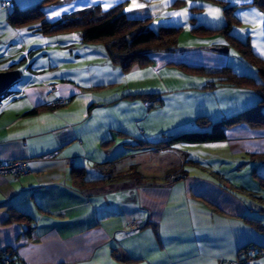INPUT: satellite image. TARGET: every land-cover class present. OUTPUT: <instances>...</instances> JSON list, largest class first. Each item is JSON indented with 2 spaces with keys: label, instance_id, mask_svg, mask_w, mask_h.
Listing matches in <instances>:
<instances>
[{
  "label": "crops",
  "instance_id": "0c3cea01",
  "mask_svg": "<svg viewBox=\"0 0 264 264\" xmlns=\"http://www.w3.org/2000/svg\"><path fill=\"white\" fill-rule=\"evenodd\" d=\"M0 1L25 9L43 0ZM75 1L104 10L121 5L129 17L149 25L183 26L219 25L214 21L224 23L226 16L211 10L252 2L135 0L143 5L136 7L133 0H52L44 4L47 17L70 13ZM185 9L187 15H174ZM7 16L0 18V71L28 70L0 100V160H26L29 170L0 175V250L12 246L23 264H225L236 262L245 245L264 247V232L251 222L264 224V160L252 158L264 153V127L240 123L227 129L226 140L175 145L172 149L185 152L196 149L191 155L200 163L187 165L185 176L169 182L105 177L107 170L119 172L126 159L139 162L140 154L173 151L127 142L167 137L199 126L200 117L221 120L259 101L251 88L210 86L215 76L210 70L231 62L225 46L191 44L157 52L153 64L125 72L101 45L85 44L78 31L44 35L33 24L13 28ZM202 66L207 72L189 68ZM51 83L58 86L54 92ZM156 93L161 104L152 109L143 97L132 96ZM60 97L70 100L53 105ZM76 166L87 180L100 181L77 185ZM209 168L254 195L223 188ZM13 208L34 222H5ZM134 221L138 226L131 229ZM245 264H264V253Z\"/></svg>",
  "mask_w": 264,
  "mask_h": 264
},
{
  "label": "trees",
  "instance_id": "16d2710c",
  "mask_svg": "<svg viewBox=\"0 0 264 264\" xmlns=\"http://www.w3.org/2000/svg\"><path fill=\"white\" fill-rule=\"evenodd\" d=\"M50 1L52 0H43L41 3L25 9H19L15 7L13 2L8 1L12 5L6 8L1 6V8L8 9L7 20L9 24L16 29L33 24L36 25V30L44 35H51L69 30L80 32L81 39L85 44L101 45L105 49L109 61L121 67L125 72L129 71L135 65L151 63L153 53L174 51L179 45L178 37L183 28L182 24H159L157 28H154L149 25L146 20L129 17L121 5L104 10L100 5L83 7L82 4L76 1L73 2L70 13H64L60 18H49L47 17L44 4ZM252 4L264 9V0H252ZM236 6L235 4H228L225 6L224 10L226 12L227 23L223 26L216 27L205 23H198L193 25V31L199 34H211L213 31L224 32L227 36H230L232 41L252 60L258 71L254 76L252 73L247 74L246 72H238L236 69L232 68L231 65L226 64L215 73V76L218 77H214L209 81L210 86L215 87L226 84L227 86L252 88L259 96V101L255 105L232 116L222 118L221 120L210 121L209 119L200 117L197 120L199 126L183 129L163 138L138 139L133 142H127L126 144L157 150L170 149L177 144L192 147L203 145L204 143L226 140L228 137L227 129L240 123H247L254 128L264 127V59L253 51L249 40H243L231 33L232 20L235 19L234 11ZM75 7L76 11L73 12ZM143 46L149 47L144 48ZM189 68L198 72L205 71V68L202 67ZM27 70L28 69L25 68L23 72L25 73ZM257 74L258 77H256ZM23 79L24 77L22 76L17 85L20 84ZM231 79L232 81H230ZM12 88L0 95V100L12 94ZM126 96H128V94ZM132 96L158 98L157 93L149 95L135 94ZM69 100L70 98H68V102ZM158 102L159 103L154 108L159 107L161 100ZM36 111L37 109H33L30 112L34 113ZM261 155H264V153H261ZM187 162H191V164L200 163V161L194 159L192 155L187 159ZM209 170L223 186L231 187L232 184L218 171H214L211 168H209ZM73 176L77 185L83 187H87L89 183L93 184L100 181V179L87 180L85 178V171L78 166L73 168ZM260 182L264 186V177H260ZM17 220H25L29 224L34 222V218L29 214L22 213L16 208L10 209V213L5 222L9 223ZM251 222L253 227L258 231L264 232V224L262 222L254 220H251ZM26 232L30 234L31 228L28 227ZM256 246L257 245L253 243L243 246L239 251L237 261H228L225 264H245L246 260L264 253V247L257 249ZM1 251L4 252V254H1ZM6 258L8 262L5 261ZM0 264L23 263L19 261L16 250L12 246H8L0 250Z\"/></svg>",
  "mask_w": 264,
  "mask_h": 264
},
{
  "label": "rangeland",
  "instance_id": "374dc122",
  "mask_svg": "<svg viewBox=\"0 0 264 264\" xmlns=\"http://www.w3.org/2000/svg\"><path fill=\"white\" fill-rule=\"evenodd\" d=\"M68 4L69 3L65 5H68ZM227 5L228 4H222V7L220 9H214V10L222 11L224 15L226 16L225 14L226 12L224 9H225V6ZM248 5H237L236 6L235 11H234L235 19L232 20L231 33L234 36L235 35L238 37L240 36L239 38L242 37L241 39L243 40H249V43L253 51L264 59V9H261L253 5L252 2ZM242 6H245V7L242 8ZM253 7H257L255 8L256 10L253 9ZM6 13H8V9H2L1 3H0V18H3ZM225 20H227V17ZM222 21L223 20L221 19L215 20L214 22L219 23V25L216 24L215 26L221 27L227 23L226 21L224 23H221ZM158 25H159L158 23H155L151 26H153L154 28H157ZM208 43L221 44L222 46H225V48L228 49V55H229L230 61L233 64L231 65V62L229 61L230 63H228V65H231L232 68L236 69L238 72L242 71V72H246L247 74L252 73L254 76L256 75V73H258L256 66L254 65L252 60L249 57H247L243 53V51L240 49V47L232 41L231 37L227 36V34H225L224 32L213 31L211 32V34H204V33L199 34L193 31V25H185L183 26L179 34V37H178V44H179L178 47L180 48L187 46V45L190 46L191 44H194L193 46H200V45L208 44ZM143 47L148 48L149 46H146V47L143 46ZM213 49L221 52L218 49V47H213ZM155 53L152 54L151 63L149 64L144 63L138 66H147V65L153 64L155 60L153 55ZM177 64L184 65V62H180ZM224 66L225 65H223L222 67ZM202 68H205V67L202 66ZM221 68H218L217 70H210V69L208 70L212 71L211 72L212 74H215ZM204 72H207L206 69ZM214 77H218V76H214ZM256 77H258V74ZM230 81H232V79ZM233 82H236V81H233ZM232 87L246 88V87H241V86H232ZM143 101L145 102L148 108L152 109L159 103L158 102L159 98H149L145 96L143 97ZM192 147H195V146H192ZM170 149H172V147ZM170 149H167V150H170ZM172 150H173L172 152L171 151L164 152L165 155L159 154V155L152 156V157L150 154H140L138 157L139 162L135 160L132 161V160L126 159L124 160V163H121L122 166L119 172L115 173L117 171L116 169L114 170V172H110L107 170V172L105 173L106 174L105 177L112 178L114 177V175H116V176L125 178L129 176L135 181L138 179L141 181L150 180L151 182L153 181L156 183L158 182L163 183L162 182L163 179L164 180L166 179L165 181L169 182L171 180H175L178 175L180 177L182 175L185 176V173L187 172L186 168H188L187 165L189 166L192 165L191 162L190 163L187 162V159L191 157V153L196 152V149L194 148L188 149L190 150V152H185V151H182L181 149L178 150L177 148L176 149L174 148ZM47 158H51V157H47ZM252 158L253 160H264V155H261V153L258 155L254 154L252 155ZM128 164L131 167H129ZM93 187L94 186L91 185V188ZM223 188H227V189L230 188L231 190L239 191L240 193H245L248 195L250 194L247 191H243L242 188L234 186V185H231V187L223 186ZM250 195H254V194L252 193ZM137 226L138 224L134 221L131 223L130 227L131 229H135ZM1 254H4V252L1 251Z\"/></svg>",
  "mask_w": 264,
  "mask_h": 264
},
{
  "label": "built area",
  "instance_id": "2783aa9c",
  "mask_svg": "<svg viewBox=\"0 0 264 264\" xmlns=\"http://www.w3.org/2000/svg\"><path fill=\"white\" fill-rule=\"evenodd\" d=\"M12 5L8 1L2 2V7L6 8L8 6ZM58 89L57 84H51L50 85V91L54 92ZM68 102V98L66 97H60L53 101V105H65ZM53 153H50L46 155V157H52ZM29 170L28 164L26 160H11V161H2L0 160V175H22L27 173ZM6 262H8V259H5ZM233 264V263H229Z\"/></svg>",
  "mask_w": 264,
  "mask_h": 264
},
{
  "label": "water",
  "instance_id": "95a60500",
  "mask_svg": "<svg viewBox=\"0 0 264 264\" xmlns=\"http://www.w3.org/2000/svg\"><path fill=\"white\" fill-rule=\"evenodd\" d=\"M224 51L223 48H218ZM23 75V70L20 68H12L6 71H0V95L4 94L7 90L17 85Z\"/></svg>",
  "mask_w": 264,
  "mask_h": 264
},
{
  "label": "snow or ice",
  "instance_id": "6c2138e0",
  "mask_svg": "<svg viewBox=\"0 0 264 264\" xmlns=\"http://www.w3.org/2000/svg\"><path fill=\"white\" fill-rule=\"evenodd\" d=\"M133 3H134V6H136V7H143V5H136L135 4V0H133ZM130 10V9H129ZM212 11V14L213 15H216L218 12H219V10H211ZM59 13H57V15H58ZM174 15H176V16H184V15H187V10L185 9V10H183V11H181V12H177V13H174ZM70 38H72V39H75L76 37H70ZM131 78V77H130Z\"/></svg>",
  "mask_w": 264,
  "mask_h": 264
}]
</instances>
